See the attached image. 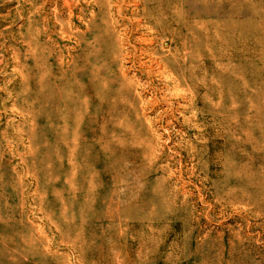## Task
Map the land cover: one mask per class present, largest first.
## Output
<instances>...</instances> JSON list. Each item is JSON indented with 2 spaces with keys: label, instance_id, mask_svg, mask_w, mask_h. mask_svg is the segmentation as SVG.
Here are the masks:
<instances>
[{
  "label": "rangeland",
  "instance_id": "obj_1",
  "mask_svg": "<svg viewBox=\"0 0 264 264\" xmlns=\"http://www.w3.org/2000/svg\"><path fill=\"white\" fill-rule=\"evenodd\" d=\"M0 264H264V0H0Z\"/></svg>",
  "mask_w": 264,
  "mask_h": 264
}]
</instances>
